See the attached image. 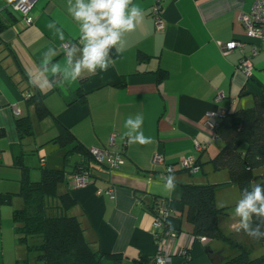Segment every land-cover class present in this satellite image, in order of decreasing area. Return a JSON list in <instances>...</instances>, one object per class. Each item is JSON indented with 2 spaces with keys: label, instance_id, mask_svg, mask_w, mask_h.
Wrapping results in <instances>:
<instances>
[{
  "label": "crops",
  "instance_id": "crops-1",
  "mask_svg": "<svg viewBox=\"0 0 264 264\" xmlns=\"http://www.w3.org/2000/svg\"><path fill=\"white\" fill-rule=\"evenodd\" d=\"M11 1L0 0V264H17L27 257L16 237L12 212L21 204L18 192L25 176L38 180L41 166L64 168L66 152L57 146H65L56 140L63 128L74 136L68 147L77 143L88 151L108 149L121 152L124 159L114 171L91 165L90 184L68 186L76 200L71 212L92 247L128 258L143 254L150 260L161 252L170 257L169 264H211L209 253H221L224 243L193 234L180 201L181 187L229 180L227 169H214L210 162L223 142L206 122H216L227 110L252 106L254 95L264 88V49L251 57L249 73L240 65L253 40L239 14L250 12L253 0H160L162 30H156L150 14L155 0H132L129 11L140 8L142 18L132 31H121L120 41L109 50L108 70L97 68L91 75L82 69L76 81L72 68L87 43L82 39L83 22L70 11L77 0H32L34 21L26 27L9 9ZM229 41L243 46L228 49ZM158 70H166L162 81ZM34 95L47 111L44 117L28 102ZM137 114L149 143L130 144L124 136L132 132L124 127L125 121ZM25 117L31 122L30 133L18 128L17 120ZM196 142L201 150H196ZM156 154L162 162L154 161ZM77 155L75 162L82 158ZM189 155L199 160L197 175L180 167ZM168 164L174 166L171 175L177 184L171 193L159 179ZM257 173L264 175V167ZM235 187L218 188L216 206L228 207L227 193L221 191ZM157 203L169 205L167 224L176 231L160 247L150 209ZM230 216L228 211L220 221L225 234L238 231L234 239L249 248L258 243L242 234L241 220Z\"/></svg>",
  "mask_w": 264,
  "mask_h": 264
},
{
  "label": "trees",
  "instance_id": "trees-1",
  "mask_svg": "<svg viewBox=\"0 0 264 264\" xmlns=\"http://www.w3.org/2000/svg\"><path fill=\"white\" fill-rule=\"evenodd\" d=\"M143 57L140 55V59ZM156 73L158 81L166 76V70ZM28 102L40 118L47 114L40 97L31 96ZM215 123V133L223 146L210 162L214 169H227L229 180L183 184L180 201L187 208V217L195 236L219 239L229 247L225 256L223 252L209 253L211 264H264V253L251 257L248 247L221 230L220 221L227 216L228 208L215 204L216 190L227 185L237 186L240 200L253 192L257 184L264 190V175L257 173V169L264 167V88L254 95L252 106L227 110ZM17 124L20 131H32L27 117L18 119ZM73 139L74 136L64 128L56 137L57 142L65 147ZM67 152L82 155L81 160L71 165V169L65 168L69 165L66 154L64 168L41 166L38 180L27 176L22 179L18 192L21 204L13 210L12 218L16 237L24 245L27 257L17 264H155L154 259L150 260L143 254L128 258L121 253H105L91 246L79 218L71 212L76 200L69 191L71 182L68 176L72 179L75 173L88 170L92 177L91 165L99 164L88 149L77 143L68 147ZM63 187L65 190H62ZM150 209L153 212V206ZM248 223L251 229L264 233V215L251 214ZM164 228L173 230L167 221ZM240 230L253 241L264 242V238H255L243 231L242 225Z\"/></svg>",
  "mask_w": 264,
  "mask_h": 264
},
{
  "label": "clouds",
  "instance_id": "clouds-1",
  "mask_svg": "<svg viewBox=\"0 0 264 264\" xmlns=\"http://www.w3.org/2000/svg\"><path fill=\"white\" fill-rule=\"evenodd\" d=\"M132 0H77L76 9L72 11L74 19L82 21V39L87 43L83 48L82 59L76 61L72 68L71 77L76 81L80 78L82 69L89 74L95 75L96 69L106 72L110 67L109 50L117 45L121 39V31L129 32L136 27L137 18H142L141 9L129 6ZM101 21H106L101 23ZM143 118L137 114L135 119L129 117L124 124L125 128H131V133H124L128 142L146 144L150 138L145 137L140 131ZM165 189L171 193L176 190V178L169 174L164 181ZM259 203V207L257 204ZM235 212L241 217L242 230L255 238H264V233L258 229H251L248 223L251 214L264 215V190L259 184L255 185L254 191L240 200Z\"/></svg>",
  "mask_w": 264,
  "mask_h": 264
},
{
  "label": "built area",
  "instance_id": "built-area-1",
  "mask_svg": "<svg viewBox=\"0 0 264 264\" xmlns=\"http://www.w3.org/2000/svg\"><path fill=\"white\" fill-rule=\"evenodd\" d=\"M33 2L32 0H14L9 3V9L18 13L19 15V24L21 27L30 26L34 17L31 12ZM163 7L160 0H155L154 4L151 8V16L155 23L156 30H162L164 27V22L162 18ZM239 20L244 28V31L248 38L253 40V46L250 49L248 55L243 56L240 65L245 69L247 73L250 71L251 62L250 59L252 56L256 55L259 50L264 49V0H253V4L250 12L239 14ZM237 46H243L240 41H229L226 43L225 47L228 49H232ZM16 114L18 111H15ZM223 113L218 115V118ZM206 125L215 133V122L207 121ZM110 144H114V137H110ZM196 150H201L202 146L199 143H195ZM89 153L93 157L96 163L104 166L109 171L117 170L124 162L123 156L121 152L117 151H108V149H98V148H89ZM154 161L162 162V156L160 154H156L154 157ZM180 167L190 174L198 173L200 170V166L196 160V157L193 155H189L184 157L180 161ZM174 170V166L168 164L166 166L165 174L160 175V180L165 181L166 177L171 174ZM92 181V177L88 170H81L75 173L72 176L70 186L73 187H83L90 184ZM107 193L110 192L106 190ZM171 208L165 203H157L153 205V226L155 228L154 239L158 246L163 243L165 239L173 238L176 233L173 230L165 229L166 221L171 214ZM181 253V252H180ZM185 256V253H181ZM155 264H169L170 257L168 255L162 254L159 252L154 258Z\"/></svg>",
  "mask_w": 264,
  "mask_h": 264
},
{
  "label": "rangeland",
  "instance_id": "rangeland-1",
  "mask_svg": "<svg viewBox=\"0 0 264 264\" xmlns=\"http://www.w3.org/2000/svg\"><path fill=\"white\" fill-rule=\"evenodd\" d=\"M57 148H60L62 152H66V154L68 155V160H69V164L71 165L73 162H75L77 159H79V155H77V153H68L67 152V147H63L61 148L60 146ZM47 149H45L44 151H46ZM62 167V166H61ZM69 167V166H67ZM226 170V169H225ZM228 172V170H227ZM206 173V171H205ZM229 173V172H228ZM192 176L193 175H197V173L195 174H191ZM222 190V189H221ZM232 190H233V194H232ZM221 192L223 193H227V196H226V199L225 201H228V211L229 213L231 214V218L233 220L235 219H238V220H241V217L238 216L235 212V208H236V205L237 203L240 201V193H239V190L237 189V186L233 189H230V188H224ZM238 231H234V233L231 235V237L233 238H238V234L237 233ZM243 234V233H242ZM221 242H223L222 240H220ZM224 243V242H223ZM247 243V242H246ZM257 244V245H256ZM224 246H225V250H222V255L225 256V253L228 252L229 253V247L224 243ZM249 248V247H248ZM221 251V250H220ZM249 253H250V256L251 257H255V256H258V255H261L262 251H264V245H261V243H255V245L252 247V248H249Z\"/></svg>",
  "mask_w": 264,
  "mask_h": 264
}]
</instances>
